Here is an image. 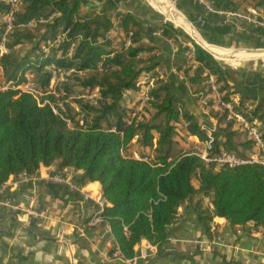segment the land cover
Segmentation results:
<instances>
[{
  "label": "trees",
  "instance_id": "1",
  "mask_svg": "<svg viewBox=\"0 0 264 264\" xmlns=\"http://www.w3.org/2000/svg\"><path fill=\"white\" fill-rule=\"evenodd\" d=\"M225 1L214 0L215 8H245L229 7ZM253 7L262 19L264 0L254 1ZM8 9L0 3V15ZM79 9L78 0H22L14 15L15 24L41 15L57 16L45 26L15 28L6 36L8 52L0 57L3 78L17 86L30 75L42 95L39 105L20 90L0 92V187L10 176L36 174L55 162L60 168L82 171L83 182L100 184L109 203L104 220L126 258L134 255V246L142 240L163 252L178 208L195 197L194 210L207 235L215 217L231 226L252 224L264 230V164L216 167L183 151L187 136L206 140L207 132L164 78L154 82L146 106L137 113L138 101L128 92L140 93L146 86L142 75L158 67L154 57H140L155 47L144 42V29L131 14L116 16L122 34L112 36L110 16L79 15ZM60 28L67 31L65 41L44 53L42 46ZM4 32L0 22V44ZM159 34L174 46L171 66L217 121L211 153L227 151L242 157L251 151L252 142L220 104L235 103L237 113L247 110L263 122L264 105H254L241 95L228 82L233 73L170 23H163ZM127 37L131 44L124 47ZM23 46L28 47L24 53ZM54 68L72 73L54 93L46 94ZM94 90L98 98L80 97ZM203 124L211 129L207 121ZM204 198L210 199L211 208L203 205Z\"/></svg>",
  "mask_w": 264,
  "mask_h": 264
},
{
  "label": "crops",
  "instance_id": "2",
  "mask_svg": "<svg viewBox=\"0 0 264 264\" xmlns=\"http://www.w3.org/2000/svg\"><path fill=\"white\" fill-rule=\"evenodd\" d=\"M78 1L79 15L99 13L108 15L115 21L118 14L129 13L136 18L144 29V42L156 49L151 53H143L140 57H154L158 67L153 74L160 71L159 78H164L170 84L173 92L184 100L188 111L195 115L202 125L207 121L211 129L217 130V121L205 107V101L192 93L182 76L171 66L174 46L171 41L160 36V27L165 23L164 16L149 4V0ZM225 2L231 3L226 4L229 7H241L237 0ZM225 2L218 5L224 7ZM175 3L194 23L203 37L197 35L198 38L202 39L206 46H221L218 49L222 50L226 49L222 47L232 46L264 47V28H254L241 21H230L222 25L223 19L206 12L196 0H175ZM260 20L264 22V19ZM228 82L254 105H264V69L242 70ZM128 94L137 100L140 93ZM196 142L195 136H187L186 141L182 142L183 151L191 152L197 146ZM199 147L201 148L200 145ZM134 156L138 157L137 154ZM59 169L61 168L58 162L47 168ZM39 172L43 173L44 170ZM14 178L10 176L6 183ZM73 180L91 195L102 194L98 182L82 181L80 170H75ZM4 196L12 198L20 210L43 209L46 214L40 219V226L36 227L32 220L23 217L22 211L12 212L0 206V264H121L108 258V243L111 237L105 233L104 225L86 226L96 207L93 202L84 200L81 193L71 192L66 186L24 181L20 182L17 189L4 192ZM197 199L195 197L192 201L183 203L168 227L167 246L172 252L165 253L157 249L147 264H264V230L255 228L252 224L231 226L225 219L215 217L212 222L217 227L222 244L214 252L199 249L195 242L207 240L208 235L194 210ZM203 203L207 207L204 200ZM21 217L25 222H19ZM145 242L147 241L142 240L136 244L134 252L139 246H144Z\"/></svg>",
  "mask_w": 264,
  "mask_h": 264
},
{
  "label": "built area",
  "instance_id": "3",
  "mask_svg": "<svg viewBox=\"0 0 264 264\" xmlns=\"http://www.w3.org/2000/svg\"><path fill=\"white\" fill-rule=\"evenodd\" d=\"M200 5L204 7L206 12L209 14H213L222 20V25L229 23L230 21H241L252 25L254 28H264V22L259 19L258 10L252 6H245L243 10L237 9H224V8H215L214 0H196ZM0 3H4L9 6V9L6 13L0 15V22L5 27L4 35L2 36V41L0 44V57L3 54H6L8 51L5 47L6 36L15 28L19 30H33L40 26H45L51 23L55 17L57 16L55 13L49 15H41L36 17L35 19H31L25 23L15 24L13 21L14 15L22 6V0H0ZM166 21V20H165ZM109 35L116 36L121 35L122 30L119 27V22L117 20L114 21L112 29H110ZM67 31L64 28H60L56 37L48 41L47 44L42 46V51L46 54L49 53L51 48H57L61 43H63L66 39ZM131 44L129 37H127L124 41V47H128ZM73 49V45L71 46V50ZM220 61V60H219ZM72 70L65 69H52L51 70V82L50 86L47 89L46 94L54 93L55 87L58 84L66 83L68 77L71 75ZM160 71H156L153 73H144L142 75L143 81L146 82V86H144L137 97L138 107L137 113H142L144 107L146 106V102L148 101V95L150 89L153 87L154 82L159 78ZM25 81L17 86H14L12 82H6L3 78V71L0 67V92L6 91L10 88L20 90L23 93H27L32 95L37 101L40 94L32 84V78L30 75H25ZM212 90L216 92L215 86L212 85ZM81 98L91 99L98 98V90H94L93 93L89 95H81ZM216 98L219 100V95L216 93ZM39 103V101H38ZM44 103H47L45 101ZM235 103H221L220 108L226 110L228 112L229 119H233L236 123V126L245 133L247 139H249L252 144V150L249 151L244 156H238L235 153H230L227 151H221L218 154H212V144L214 141L213 138V129H206L204 125L201 126L202 129H205L207 132L206 140H200L197 138V146H195L191 153L198 156L205 165L213 164L216 167L228 166V167H238L243 165H251V164H264V122L258 118H253L249 115L248 111L245 110L244 113H237L235 111ZM40 105V103H39ZM135 117V115L133 116ZM201 146V148L199 147ZM144 161H147V158H143ZM46 168H41L40 170H44L43 173L36 174H28L26 172H22L18 174L12 181L8 183H4L0 187V206L6 208L9 211L17 212L19 211L18 205H16L12 198L5 197L4 192L13 191L19 187L20 182H44L46 184H55L66 186L71 192L81 193L83 195L84 200H89L93 202L96 207L94 214L88 219L86 222L87 227H96L98 225H104L105 233L111 237L110 242L108 243V247L110 249L109 259L117 260L121 264H147L149 259L157 252V246L152 245L148 242H145L144 246H139L137 250L134 252V255L131 258H126L121 251L119 250L109 228V225L104 220L103 213L105 209L108 207L109 203L107 199L100 193L92 194L89 192L83 191V189L77 185L74 180L75 169L71 167H64L59 170H47ZM206 206L211 208L212 205L210 203L209 198L203 199ZM22 211L23 217H27L32 220L36 227L40 226V219L45 217V210H35L33 208H26L20 210ZM23 217L20 218L19 222H25ZM1 231V229H0ZM221 236L217 230L215 224L211 221L209 224L208 230V239L205 241H196L195 245L207 252H214L218 246L222 244ZM165 253L172 252V249L167 247L164 250ZM264 256V253H263Z\"/></svg>",
  "mask_w": 264,
  "mask_h": 264
},
{
  "label": "rangeland",
  "instance_id": "4",
  "mask_svg": "<svg viewBox=\"0 0 264 264\" xmlns=\"http://www.w3.org/2000/svg\"><path fill=\"white\" fill-rule=\"evenodd\" d=\"M237 1H238L239 4H242V6L243 5H245V6L246 5L247 6H252L254 4V1H256V0H237ZM154 2H157L159 4V6H161L164 10H170V11H176V12H178L181 15V17L183 16L182 18L185 19L186 22L189 25H191V26L194 27V29L198 33V35L200 37H202L201 34L196 29L194 23L182 11H180V9L177 7V4L175 3V0H149V4L154 9H156L159 13H161V11L158 9V7L155 6V3ZM152 3L154 4V6H153ZM165 18L169 21L168 23H170L173 27L175 26L177 30L181 31L184 34L186 33V32L183 31L182 27L175 25L170 19H168L165 16L163 17L164 21L166 20ZM261 18L264 19V14L261 15ZM200 40H202V39H200ZM202 45H204V44H202ZM211 46H214V45H211ZM214 47H216V46H214ZM219 47H221V46H219ZM222 48H226L224 50H229V51H236V50H248V51H251L252 50V51H257V49L264 50V47H259V48H255V47H252V48H241L240 47L239 48V47H237V48H234L232 46V47H222ZM20 49H21V52L24 53L26 51V49H28V47L23 46ZM220 63H221L222 67L225 70L232 72L233 75H236V74L240 73L242 70H245V69H247V70L248 69H264V60H259V59L241 61L239 63H236V62L224 63L223 61H220ZM182 133H183L182 130H180V134H179L180 137H181V135H183ZM248 152L249 151H245V154H247Z\"/></svg>",
  "mask_w": 264,
  "mask_h": 264
},
{
  "label": "bare ground",
  "instance_id": "5",
  "mask_svg": "<svg viewBox=\"0 0 264 264\" xmlns=\"http://www.w3.org/2000/svg\"><path fill=\"white\" fill-rule=\"evenodd\" d=\"M155 6L161 11V13L170 19L175 25L182 27L183 31L193 36L199 44H203L202 40L198 38L194 28L189 25L185 19L176 11L164 10L157 2H154ZM169 22V21H168ZM175 27V26H174ZM176 28V27H175ZM209 45V44H208ZM207 50L211 51L217 59H221L224 63L236 62L247 60H264V50L248 51V50H236V51H225L218 48H211V46L202 45Z\"/></svg>",
  "mask_w": 264,
  "mask_h": 264
},
{
  "label": "water",
  "instance_id": "6",
  "mask_svg": "<svg viewBox=\"0 0 264 264\" xmlns=\"http://www.w3.org/2000/svg\"><path fill=\"white\" fill-rule=\"evenodd\" d=\"M165 23H167L168 21H164ZM185 35H187L188 37H190L192 40H193V42L197 45V46H199V47H201V48H203L204 50H206L213 58H215L216 60H219V59H217L216 57H215V55L211 52V51H209V50H207L206 48H204L201 44H199L196 40H195V38L193 37V36H191V35H189V34H187V33H185ZM257 50H260V49H257ZM252 51V50H251ZM220 61H222L221 59H220Z\"/></svg>",
  "mask_w": 264,
  "mask_h": 264
}]
</instances>
